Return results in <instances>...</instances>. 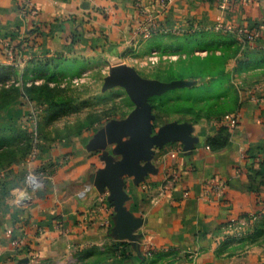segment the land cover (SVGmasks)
Returning a JSON list of instances; mask_svg holds the SVG:
<instances>
[{
    "label": "crops",
    "instance_id": "crops-1",
    "mask_svg": "<svg viewBox=\"0 0 264 264\" xmlns=\"http://www.w3.org/2000/svg\"><path fill=\"white\" fill-rule=\"evenodd\" d=\"M23 1L0 0V62L97 50L120 57L140 49L133 41L147 18L166 31L257 30L264 47V0H36L34 18L22 15ZM156 38L150 52L160 50ZM236 99L235 129L217 114L160 119L152 107L156 142L144 155L133 154L128 119L70 144L58 170L32 185L25 178L0 203V264H76L84 255L102 257L96 264H264V242L234 237L264 224V92ZM243 215L253 219L231 223Z\"/></svg>",
    "mask_w": 264,
    "mask_h": 264
},
{
    "label": "rangeland",
    "instance_id": "rangeland-1",
    "mask_svg": "<svg viewBox=\"0 0 264 264\" xmlns=\"http://www.w3.org/2000/svg\"><path fill=\"white\" fill-rule=\"evenodd\" d=\"M151 24L156 31L133 41L140 49L120 57L97 50L0 62V203L12 199L25 178L32 185L41 173L58 170L73 150L70 144H83L103 126L128 119L137 107L128 90L107 84L119 66L167 87L149 99L160 119L218 117L235 109L240 92H264V47L194 25L166 31ZM156 34L153 43L160 50L150 52ZM234 237L264 242V224L257 233ZM101 258L84 255L76 264Z\"/></svg>",
    "mask_w": 264,
    "mask_h": 264
},
{
    "label": "water",
    "instance_id": "water-1",
    "mask_svg": "<svg viewBox=\"0 0 264 264\" xmlns=\"http://www.w3.org/2000/svg\"><path fill=\"white\" fill-rule=\"evenodd\" d=\"M107 84L108 86L119 84L126 87L135 102L137 108L123 124V129L137 139L138 147L133 151V154H147L151 146L156 142V140L150 138L149 134V121L152 112L149 99L164 93L167 87L142 79L134 69L127 66L115 68L108 78Z\"/></svg>",
    "mask_w": 264,
    "mask_h": 264
},
{
    "label": "built area",
    "instance_id": "built-area-1",
    "mask_svg": "<svg viewBox=\"0 0 264 264\" xmlns=\"http://www.w3.org/2000/svg\"><path fill=\"white\" fill-rule=\"evenodd\" d=\"M35 2L36 0H24L23 1V5H22V15L23 16H31L32 18H34L38 12L35 9ZM146 22L143 23L140 26L139 29V34L140 35H146L147 31H150L147 34H151V32L156 31L157 30V26H154L151 24V20H149L147 18V20H145ZM149 25V26H148ZM218 29L222 30L225 29L229 32H233L236 33L239 37H244L246 39H248L250 42L255 43L257 41L258 38H260V32L255 30V31H248V30H239V31H235L232 27H224L223 25H219ZM152 30V31H151ZM8 48V55L11 56L12 52H11V48ZM222 122H225L229 125L230 129H235L237 128V126L239 125L240 122V118L237 114H231V115H227L223 118ZM170 183V181H169ZM213 187L219 191L223 190V184L219 181L216 182V184L213 185ZM244 218L243 219H239V220H232V224L238 223L241 224L244 222ZM7 234L13 239L12 240V244L14 246H18L19 245V240H17V238H14L15 236V231L14 229H11L7 232Z\"/></svg>",
    "mask_w": 264,
    "mask_h": 264
},
{
    "label": "trees",
    "instance_id": "trees-1",
    "mask_svg": "<svg viewBox=\"0 0 264 264\" xmlns=\"http://www.w3.org/2000/svg\"><path fill=\"white\" fill-rule=\"evenodd\" d=\"M252 30V29H251ZM231 37H233V38H235L234 36H231ZM236 39V38H235ZM248 41V40H247ZM261 42H262V40H261V37L260 38H258L257 39V41L255 42V44H256V46H262L261 45ZM256 48H258V47H256ZM151 104H152V107L155 109V110H157L156 108H157V106L156 105H154L152 102H151ZM238 110V103H237V99H236V107H235V109L234 110H232L231 112H229V113H226V114H223V115H220V116H218V117H216V119L218 120V121H222L223 120V118L225 117V116H227V115H231V114H236V112H238L237 111ZM248 159L249 160H256V159H258L257 157H255V156H252V155H250V154H248ZM243 218L244 219H247V220H252L253 218H252V216H250V215H243ZM254 233H257L258 231H259V226H257V225H255V227H254ZM253 235V234H252ZM254 236V235H253ZM17 236L15 235L14 236V238H16ZM246 239H248V238H246ZM250 240V239H249ZM100 261V259L99 260H97V259H93L92 261H91V264H96V263H98Z\"/></svg>",
    "mask_w": 264,
    "mask_h": 264
}]
</instances>
